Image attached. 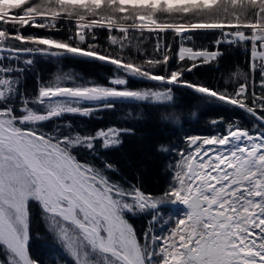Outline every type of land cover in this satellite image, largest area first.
Masks as SVG:
<instances>
[{
  "label": "snow or ice",
  "instance_id": "1",
  "mask_svg": "<svg viewBox=\"0 0 264 264\" xmlns=\"http://www.w3.org/2000/svg\"><path fill=\"white\" fill-rule=\"evenodd\" d=\"M62 22L75 25L66 39L24 34L29 27L58 30ZM98 29L108 32L107 48L90 42ZM196 30L219 31L214 50L186 46ZM169 32L179 41L175 51ZM145 33L156 37L151 54L140 44ZM222 44L250 45L249 73H233L243 82L229 90L184 79L218 61ZM129 49L145 58L138 62ZM68 55L110 64L115 73L107 84L66 74L41 81L34 95L21 91L35 57ZM129 78L157 87L133 89ZM172 86L238 108L255 122L186 136L162 196L113 181L107 161L98 167L74 154L94 152L97 141L119 146L133 128L42 127L66 114L112 109L116 101L164 105L174 100ZM33 201L72 264H264V0H0V249L7 264H41L29 253ZM176 202L188 211L164 219L159 232L149 228L143 240L126 218L151 210L156 224L159 206Z\"/></svg>",
  "mask_w": 264,
  "mask_h": 264
},
{
  "label": "trees",
  "instance_id": "2",
  "mask_svg": "<svg viewBox=\"0 0 264 264\" xmlns=\"http://www.w3.org/2000/svg\"><path fill=\"white\" fill-rule=\"evenodd\" d=\"M35 2L39 3L40 0H35ZM29 28L37 34L53 35L57 39H66L70 35L69 31L60 28L58 30ZM30 29L26 32H30ZM106 32L107 30L98 29L96 31L97 39L90 42L107 48ZM192 33H194L195 39L191 43L196 48L215 47L212 40L218 34L217 30H196L190 34ZM165 39L173 45V51H175L178 40H174L171 32ZM156 42L155 35L145 33V39L140 44L144 51L151 54ZM220 51L223 52V55L218 61L197 67L192 72H186L184 79L201 81L214 88L228 87L229 90L237 86L236 82H243L242 76L234 77L233 73H249L250 45L245 48L243 45L222 44ZM128 54L136 55L138 62L145 58L143 55L135 53V49H129ZM34 61V64L21 76L20 88L26 95H34L41 81H54L57 76L74 75L82 81L106 84L108 78L115 73L114 67L110 64L72 55L63 57L37 56ZM176 64L177 61L173 56L170 67L175 68ZM156 72L163 74L164 68L161 67ZM256 80H259L258 72ZM128 87L133 89L157 87V82L129 78ZM172 87L174 100L164 105H154L151 102L116 101L112 109L97 110L91 116L66 114L57 120L43 122L42 127L45 130L54 131L56 126L70 123L74 129L85 133H94L95 130L109 126L133 128L134 134L123 135L122 143L119 146L103 148L101 142L97 141L94 152L85 148H77L74 154L82 162H91L98 167H103L104 162L107 161L114 165L113 170H106L107 175L113 181L120 182L125 186L138 184L145 192L161 196L171 180L172 169L169 165L174 164L177 158L176 150L186 146L184 143L186 136L212 135L223 132L228 122H239L249 128L255 122L247 113L231 105L209 100L186 87ZM173 110L182 114V123L171 122ZM161 114L170 118L162 120ZM193 116L194 118H192ZM221 118L223 123L215 125L211 123L212 120ZM162 148L167 150H161ZM164 210L165 207L162 206L161 220L159 223L153 224L156 230L159 229L160 223L164 219ZM30 211V255L37 258L41 264H65V262L72 264L63 249L50 237L53 233L50 232L37 202H31ZM166 211L169 210L166 209ZM151 215V212L147 210L135 215L127 214L126 218L133 225L138 237H141L144 232L146 217H151ZM0 257L2 259L1 255ZM0 264H6V261H0Z\"/></svg>",
  "mask_w": 264,
  "mask_h": 264
},
{
  "label": "rangeland",
  "instance_id": "3",
  "mask_svg": "<svg viewBox=\"0 0 264 264\" xmlns=\"http://www.w3.org/2000/svg\"><path fill=\"white\" fill-rule=\"evenodd\" d=\"M10 14H11V12H10ZM235 22V21H234ZM59 28L60 29H63V30H67V31H69L70 29H72V30H74L75 29V25H74V23L73 24H69V23H66V22H62L61 24H60V26H59ZM28 29H30V28H28ZM27 28H25L24 29V34H31V33H34L33 31H32V29H30L31 31L30 32H26L27 30H28ZM35 30V29H34ZM69 33H70V31H69ZM71 34V33H70ZM113 34H115V33H113ZM42 35V34H41ZM107 35H108V32H106L105 33V36H106V38H107ZM219 35L220 34H217L215 37H213L214 39L212 40V41H215L218 37H219ZM53 36V35H52ZM190 36H191V39L187 42V45L186 46H189V47H193V45H192V41L195 39V37H194V33H192V34H190ZM54 38H56V36H53ZM217 37V38H216ZM190 42V43H189ZM178 44H179V41H178V43H177V47H178ZM195 47V46H194ZM198 48V47H197ZM214 48L215 47H213V48H209V49H213L214 50ZM159 74V73H158ZM113 76V75H112ZM112 76H110V77H112ZM109 77V78H110ZM109 78H108V81H109ZM186 80H188V79H186ZM190 81V80H189ZM108 83V82H107ZM106 83V84H107ZM141 88H146V87H139V88H135V89H141ZM153 88H155V87H153ZM45 130V129H44ZM45 131H50L49 129H47V130H45ZM200 136H204V135H200ZM177 151L178 150H176V154L175 155H177ZM167 188H165L164 189V191H163V193L165 192V190H166ZM144 191V190H143ZM145 192V191H144ZM145 193H147V192H145ZM163 193L161 194V196L163 195ZM178 202H176V203H165V204H162V205H160L159 207V209L157 210L159 213H161V215H162V212H161V208H162V206H164L165 207V210H164V219H168L169 217H180L181 216V214H183V213H186L187 211H188V209H187V207L186 206H182V205H178L177 204ZM184 205V204H183ZM166 209H168L169 211H166ZM147 211H150L151 212V214H153L152 213V211L151 210H147ZM144 213V212H143ZM163 219V220H164ZM162 220V221H163ZM166 227V226H165ZM149 228H152V229H155V227H154V225L150 222V217H146V219H145V229L143 230L144 232L141 234V240H143V235H144V233L146 232V231H148L149 230ZM160 228V227H159ZM156 230V229H155ZM157 232H159V229L158 230H156ZM50 235V234H49ZM50 237L54 240V241H56L57 242V244H58V246H60L59 245V243H58V241L55 239V237H54V234L53 235H50ZM61 247V246H60ZM62 248V247H61ZM4 254V252H3V250L2 249H0V255L2 256V259H1V257H0V261L1 262H3L4 260L6 261V257H5V254ZM6 264H7V261H6Z\"/></svg>",
  "mask_w": 264,
  "mask_h": 264
},
{
  "label": "clouds",
  "instance_id": "4",
  "mask_svg": "<svg viewBox=\"0 0 264 264\" xmlns=\"http://www.w3.org/2000/svg\"><path fill=\"white\" fill-rule=\"evenodd\" d=\"M192 118H194V116ZM171 122L175 124L182 123V114L173 110V113L171 115Z\"/></svg>",
  "mask_w": 264,
  "mask_h": 264
},
{
  "label": "bare ground",
  "instance_id": "5",
  "mask_svg": "<svg viewBox=\"0 0 264 264\" xmlns=\"http://www.w3.org/2000/svg\"><path fill=\"white\" fill-rule=\"evenodd\" d=\"M218 34H220V33H219V31H218ZM177 204H178V205L185 206V205H183V204H182V203H180V202H178Z\"/></svg>",
  "mask_w": 264,
  "mask_h": 264
}]
</instances>
